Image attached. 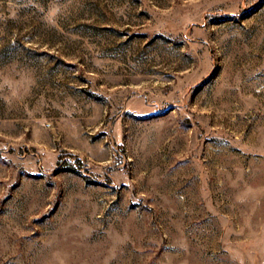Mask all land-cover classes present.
Instances as JSON below:
<instances>
[{"label":"rangeland","instance_id":"rangeland-1","mask_svg":"<svg viewBox=\"0 0 264 264\" xmlns=\"http://www.w3.org/2000/svg\"><path fill=\"white\" fill-rule=\"evenodd\" d=\"M0 264H264V0H0Z\"/></svg>","mask_w":264,"mask_h":264}]
</instances>
